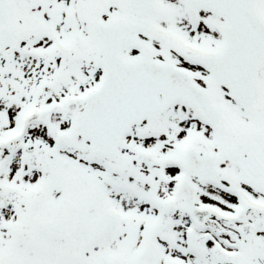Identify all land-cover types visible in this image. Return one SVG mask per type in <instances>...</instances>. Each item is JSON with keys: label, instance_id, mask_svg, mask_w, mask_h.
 Masks as SVG:
<instances>
[{"label": "snow or ice", "instance_id": "6c2138e0", "mask_svg": "<svg viewBox=\"0 0 264 264\" xmlns=\"http://www.w3.org/2000/svg\"><path fill=\"white\" fill-rule=\"evenodd\" d=\"M0 264H264V0H0Z\"/></svg>", "mask_w": 264, "mask_h": 264}]
</instances>
